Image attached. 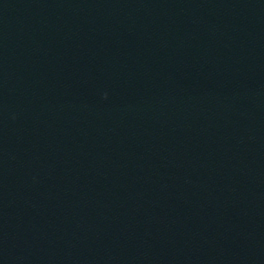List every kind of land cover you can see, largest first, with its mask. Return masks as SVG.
Segmentation results:
<instances>
[{
  "label": "water",
  "instance_id": "95a60500",
  "mask_svg": "<svg viewBox=\"0 0 264 264\" xmlns=\"http://www.w3.org/2000/svg\"><path fill=\"white\" fill-rule=\"evenodd\" d=\"M102 0H0V147L89 24Z\"/></svg>",
  "mask_w": 264,
  "mask_h": 264
}]
</instances>
